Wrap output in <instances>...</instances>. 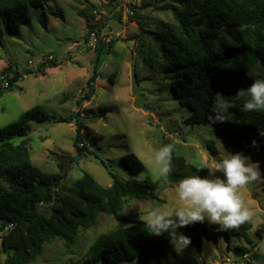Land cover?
<instances>
[{"label":"trees","instance_id":"1","mask_svg":"<svg viewBox=\"0 0 264 264\" xmlns=\"http://www.w3.org/2000/svg\"><path fill=\"white\" fill-rule=\"evenodd\" d=\"M48 0H0V17L5 18V28H0V48L11 59L12 55L4 42V34L16 32L29 22L28 9L42 6ZM115 3L116 0H110ZM143 8L151 7L155 12L167 13L170 20H161L155 15L135 11L130 18L144 37L153 39L147 53L138 51L133 62V75L146 73V78L156 74L159 79L170 80L177 103L190 111L186 122L190 125H206L216 107L215 94L228 98L232 107L230 121L233 129L219 132L229 145L243 151L257 152L258 161L264 166V111L244 112L242 104L247 98L236 95L238 89H247L253 82L237 87H225L212 79L214 71H220L228 80L249 75L259 66L264 70V0H140ZM87 28L97 30L92 11H80ZM45 15L40 23L45 27ZM120 20V15L115 14ZM85 40V39H84ZM113 42L98 43L95 47L93 70L86 82L88 100L93 95V82L99 77L96 67L102 57L109 53ZM140 48L145 47L140 41ZM151 51V52H150ZM153 52V54H152ZM162 64L158 65V62ZM10 63V62H9ZM54 61L36 72L43 74L52 68ZM15 67V66H14ZM13 72L9 82H17L21 73ZM115 74L109 76L112 82ZM257 79V78H256ZM7 87V88H9ZM101 115L84 116L77 112L55 119L56 123L75 124L74 147L82 139V125L95 121ZM47 115L38 106L19 115L15 122L0 127V239L1 251L6 253L2 264H31L41 255L44 246L60 241L67 254H71L78 235L97 224L101 215L112 217L121 223L95 236L84 256L70 264H117L138 261L147 264L174 254L167 233L151 235L140 220L131 223L124 208L129 202L142 199H157L160 185H172L185 176L196 174L207 177L208 169L202 168L176 143L174 146L173 169L165 180H127L108 170L110 186L104 188L87 174L74 182L67 178V171L54 174L44 173L33 167L29 157V122H43ZM222 125V126H223ZM18 138V142L13 141ZM252 141L256 147H252ZM86 147L77 149L79 152ZM210 153H215L213 143H208ZM186 153L187 156L184 154ZM122 164L130 173H138L143 163L134 153L121 157ZM126 224H131L127 226ZM252 227L251 219L236 228L221 230L219 225L197 222L176 231L190 239L191 246L200 252L202 241L217 242L220 235L225 239L233 236L244 238ZM258 238L264 236V223L255 228ZM235 254L247 259L242 264H254L258 256L249 248L237 246Z\"/></svg>","mask_w":264,"mask_h":264},{"label":"rangeland","instance_id":"2","mask_svg":"<svg viewBox=\"0 0 264 264\" xmlns=\"http://www.w3.org/2000/svg\"><path fill=\"white\" fill-rule=\"evenodd\" d=\"M82 10L96 12L93 15L97 19V29L104 36L111 33L110 41L113 42L112 49L102 55L97 64L99 77L93 82L94 92L88 100H84L86 82L93 70L95 48L83 49L89 28L79 15ZM113 10L115 3L110 0H48L40 7L28 9V23L10 35L4 34V42L12 57L9 59L0 48V77L4 73L6 78H11L13 72L6 71L11 63L12 70L22 76L9 88L2 87L0 78V127L15 122L20 114L35 106L47 115L43 122H29L27 138L31 165L49 174L66 170L67 178L73 182L87 174L106 188L111 184L107 169L127 180H158L160 176L152 163V150L171 142L182 147L192 160L202 165H211L213 159L219 157L216 139L227 152H241L253 162H259L257 152L239 150L221 138L219 132L231 130L234 126L230 121H227V126L222 124L223 121H216V107L208 124L190 125L185 121L190 111L177 103L170 80L159 79L156 74L151 78L143 77L148 76L146 73L133 75L132 66L138 51L146 54L154 41L144 37L134 22L124 26L118 24ZM135 11L155 15L161 20L171 19L167 13L155 12L151 7L143 8L140 0L136 2ZM42 14L46 16L45 27L40 23ZM0 28H5L4 17H0ZM116 33L118 37L114 36ZM140 41L145 45L144 49L140 48ZM39 55L53 56L54 66L45 69L43 74H23L27 61ZM160 64L162 61L158 62ZM112 73L115 78L111 82L109 76ZM211 76L221 86L237 87L256 78H264V70L257 66L251 74L234 80L226 79L220 71H214ZM77 112L84 116L101 115L98 120L85 121L82 125L81 142L86 148L81 152L73 143L76 135L74 122H55L58 117ZM18 140L13 139L15 143ZM208 143H213L215 153H210ZM128 153H134L143 163L138 173L132 174L124 168L121 157ZM260 169L264 174L263 164H260ZM141 171L145 173L142 181L137 179ZM214 175L222 178L219 172ZM207 177L212 178L209 172ZM174 187L175 184L160 185L156 200L136 199L126 204L124 212L129 222L140 220L139 216L152 208L159 207L168 212L174 210L180 204L172 190ZM239 195L252 211V227L247 231L251 243L242 237L225 239L220 235L217 242L203 240L200 252L188 245L180 252L174 250L173 255L147 264H220L225 259H230V264H242L247 258L235 254L237 246L249 248L258 256L254 264H264V236L258 238L254 233L256 226L264 223V178L240 189ZM120 225L112 217L101 215L96 225L78 235L71 254L65 252L60 241H53L44 246L41 255L31 264L75 263L85 255L96 235ZM5 257L0 239V264ZM117 264L139 263L134 260Z\"/></svg>","mask_w":264,"mask_h":264},{"label":"clouds","instance_id":"3","mask_svg":"<svg viewBox=\"0 0 264 264\" xmlns=\"http://www.w3.org/2000/svg\"><path fill=\"white\" fill-rule=\"evenodd\" d=\"M236 95L247 97L242 104L244 112L264 111V78L254 79L247 89H238ZM214 96L216 121H226L231 115L229 110L232 104L220 93ZM258 131L260 136H264V130ZM216 142L219 157L214 158L211 165L205 163L202 166L209 170V177L212 178H202L196 174L183 177L172 189L180 202L174 210L168 212L156 207L139 216L151 235L167 233L177 252L190 244L188 237L176 231L178 228L207 220L219 225L221 230H227L238 227L252 217V211L245 206L239 190L264 178L260 164L241 152H227L219 140L216 139ZM251 146L256 147V142L252 141ZM173 153L172 144H164L152 150V163L158 175L165 180L173 169ZM216 172L221 173L222 178L215 176ZM144 177L145 173L141 171L137 179L142 181Z\"/></svg>","mask_w":264,"mask_h":264},{"label":"built area","instance_id":"4","mask_svg":"<svg viewBox=\"0 0 264 264\" xmlns=\"http://www.w3.org/2000/svg\"><path fill=\"white\" fill-rule=\"evenodd\" d=\"M137 0H116L115 1V12L116 14L120 15V20L119 24L122 26L130 23V18L133 17L134 15V8L136 6ZM93 14H96L95 11L92 12ZM108 35L104 36L102 35L99 31L97 30H87V39L84 41L85 45L83 46L84 48H95V46L100 42H109L112 39V34L107 33ZM111 34V35H109ZM114 36L118 37L119 34L116 33ZM52 61H54L53 56L51 55H39L35 59H30L27 61L26 67L24 71H33L36 72L37 69L41 67H45L48 64H50ZM5 74L2 73L1 80L2 82V87L7 88L9 87V82L11 78H6L4 76ZM12 77V76H11ZM77 146L80 148L83 146L82 142L79 141L77 143ZM232 261L230 259H225L220 262V264H230ZM217 264V263H215Z\"/></svg>","mask_w":264,"mask_h":264},{"label":"crops","instance_id":"5","mask_svg":"<svg viewBox=\"0 0 264 264\" xmlns=\"http://www.w3.org/2000/svg\"><path fill=\"white\" fill-rule=\"evenodd\" d=\"M113 11H114V10H113ZM114 12H115V11H114ZM114 12H113V13H114ZM108 19H109V17L105 18V22H104V23H105L106 25H107ZM96 20H97V19L95 18L94 21H96ZM115 20H116V22L119 24V20H118L117 18H115ZM96 22H97V21H96ZM130 23H131V22H130ZM85 24H86V22H85ZM111 49H112V47L110 48V50H111Z\"/></svg>","mask_w":264,"mask_h":264}]
</instances>
